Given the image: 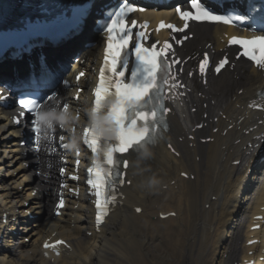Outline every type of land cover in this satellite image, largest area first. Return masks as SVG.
I'll return each mask as SVG.
<instances>
[{
	"label": "bare ground",
	"instance_id": "bare-ground-1",
	"mask_svg": "<svg viewBox=\"0 0 264 264\" xmlns=\"http://www.w3.org/2000/svg\"><path fill=\"white\" fill-rule=\"evenodd\" d=\"M222 30L231 31L219 26H196L193 42L181 55H189L206 41L211 42L217 49L221 45L215 37ZM88 51V56L95 55V49ZM240 66L242 65L236 64L235 68ZM249 71L247 73L244 70L239 75L237 72L235 76H240L238 82L233 72H225L220 78L211 80L206 90L196 87L195 94L187 96L192 103L213 100L214 105L200 107L196 113H190L189 106L186 105L178 115L171 117L172 127L165 140L184 138L181 142L175 141L178 157L170 154L165 143H161L140 158L131 159L127 171L132 176L131 183L122 188L124 198L121 204L107 217L99 232L91 225L90 215L87 214L89 207L84 199H79L78 207H71L64 218L50 221V195L48 191L40 188L39 182L50 189L53 178H50V183H42V178L32 177V163L28 168H21L20 173L22 150L16 145V140H13L14 144L11 141L5 144L3 141L12 133L6 120L0 115V213H8L7 224H0V232L7 235L3 239L4 246L0 245V264H230L238 256L240 264L253 258L254 264H264V261L258 260L259 257H264L260 252L264 245L247 248L242 243L237 248L234 244L236 237L249 240L251 235L252 238L264 236V228L248 231L249 225L257 223L253 222V216L264 215V211H260V207H264V185L260 187L250 208L246 210V202L245 210H242L244 200L249 199L244 188L251 183L245 178L238 182V165L232 164L239 159L240 146L243 144H234V140L241 137L236 127L246 129L247 120L243 119L227 130L224 136L219 135V130L240 117L247 116L249 119L241 106L245 105L246 96L250 95L254 83L258 85L263 82L261 78L255 82L252 76L255 73L258 75V72ZM241 87L243 90L238 93ZM197 92L200 93L199 97ZM202 112L212 113L211 117L218 116L216 122L212 121L207 128L197 132L198 135L207 133L213 136V141L204 145L195 140H187L184 132L200 120ZM218 113H224L230 121L225 122ZM214 127L219 128L215 134L211 131ZM189 142L195 145L188 147ZM196 156L199 157L197 161ZM13 161L19 165L11 167ZM17 169L19 174L14 176ZM3 170L5 176H1ZM181 172L192 173L193 180L184 179L180 176ZM20 178H24L27 184L18 190ZM171 181L173 184H170ZM35 186L40 190L36 196L31 197V189ZM24 188L28 192L25 197ZM39 194L42 200L36 198ZM27 200H30L31 207H37V203H40L37 212L43 214L38 227L31 231V225L29 227L25 220V210L31 208L23 205ZM205 204H208L207 208ZM137 206L141 207L139 214L134 212ZM159 211H175L176 215L160 221L154 219ZM245 216L249 219L246 227L243 220ZM17 222L20 226L15 228ZM237 223L238 228L232 230ZM19 230L28 233V243H24L23 238H17ZM52 231L68 240L72 248L62 252L50 263L41 257L36 240L38 237L42 239L48 236ZM12 239L16 245L12 243ZM262 240L264 241V237ZM251 249L255 250V254L247 256V250Z\"/></svg>",
	"mask_w": 264,
	"mask_h": 264
},
{
	"label": "snow or ice",
	"instance_id": "snow-or-ice-1",
	"mask_svg": "<svg viewBox=\"0 0 264 264\" xmlns=\"http://www.w3.org/2000/svg\"><path fill=\"white\" fill-rule=\"evenodd\" d=\"M194 11H181L176 9L180 19L184 21L182 28L172 24L165 25L161 22L159 28L167 27L172 31H184L188 28L189 21L223 22L231 24L233 18L214 14L205 7L199 0H191ZM143 11V9H140ZM134 11L127 5L121 6L120 10L106 26L107 44L105 48L104 63L100 69L99 82L94 89V102L91 109V124L83 131V143L91 151L96 159L93 166L87 169L89 178L87 184L94 189L96 196V222L101 224L108 215V206L115 201V183L123 184L124 180L112 181L113 169L128 167V162L122 159L123 154L132 151L145 150L146 146L156 142L158 131L167 128L166 115L170 109L165 104V86L170 81H175L172 75V64L180 61L168 62V50L172 45L165 42L163 49H157L154 43L151 47H145L141 40H138L134 47V66L129 69L128 52L126 51L133 39L132 28L136 27L137 21L132 20L131 26L125 17L128 12ZM244 16H236L235 20H243ZM142 27L146 28L147 25ZM159 28L157 31H159ZM138 37L145 38L143 31ZM158 43V42H157ZM230 45H239L243 50L242 55L253 61L256 66L264 68V36H254L251 39H240L233 37L229 40ZM207 55L200 62V71H205ZM228 63L227 59L222 60L215 71L219 73ZM84 73L81 72L80 76ZM170 87L177 85L172 83ZM22 109L35 114V131L39 134L41 123L48 128L55 127L51 117L52 110L41 112L40 104L36 100L21 99L19 101ZM68 110V105L63 106V113ZM62 127V125H61ZM61 142L63 136L60 137ZM67 147L66 145H64ZM171 147V145H170ZM79 153L77 152V155ZM77 163H79L77 161ZM119 176V171L116 172ZM128 183H131L128 181ZM111 189V192L107 189ZM63 207V200L60 201ZM137 212L141 209L137 208ZM63 241H56V244H63ZM44 247L55 248V245L45 243Z\"/></svg>",
	"mask_w": 264,
	"mask_h": 264
},
{
	"label": "clouds",
	"instance_id": "clouds-1",
	"mask_svg": "<svg viewBox=\"0 0 264 264\" xmlns=\"http://www.w3.org/2000/svg\"><path fill=\"white\" fill-rule=\"evenodd\" d=\"M50 118V117H49Z\"/></svg>",
	"mask_w": 264,
	"mask_h": 264
}]
</instances>
